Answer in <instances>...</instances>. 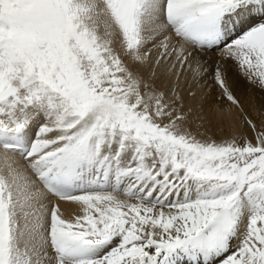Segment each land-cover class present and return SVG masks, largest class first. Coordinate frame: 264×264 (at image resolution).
<instances>
[{
  "label": "snow or ice",
  "instance_id": "1",
  "mask_svg": "<svg viewBox=\"0 0 264 264\" xmlns=\"http://www.w3.org/2000/svg\"><path fill=\"white\" fill-rule=\"evenodd\" d=\"M215 51L264 90V0H0V264H264V110Z\"/></svg>",
  "mask_w": 264,
  "mask_h": 264
},
{
  "label": "bare ground",
  "instance_id": "2",
  "mask_svg": "<svg viewBox=\"0 0 264 264\" xmlns=\"http://www.w3.org/2000/svg\"><path fill=\"white\" fill-rule=\"evenodd\" d=\"M204 60L208 61L211 67H215L217 61H221L227 68V77L229 87L237 98L241 101L246 112L253 118H257L261 110H264V90L250 83L242 71L237 68L235 62L228 60L222 61V53L219 51L210 54H200ZM211 84L210 78H205L201 85L196 88L198 101H202L206 108L216 105V110L227 106L224 101H218L220 90L216 87L208 88ZM218 130H214L217 132ZM214 134V133H213ZM225 133H222L224 135Z\"/></svg>",
  "mask_w": 264,
  "mask_h": 264
},
{
  "label": "rangeland",
  "instance_id": "3",
  "mask_svg": "<svg viewBox=\"0 0 264 264\" xmlns=\"http://www.w3.org/2000/svg\"><path fill=\"white\" fill-rule=\"evenodd\" d=\"M214 135L216 136L217 139H219L222 136V133L217 131V132H214Z\"/></svg>",
  "mask_w": 264,
  "mask_h": 264
}]
</instances>
